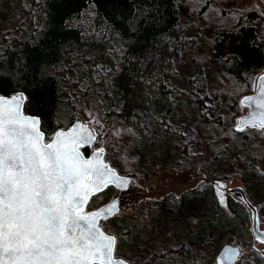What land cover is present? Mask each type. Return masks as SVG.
Wrapping results in <instances>:
<instances>
[{"label": "trees", "instance_id": "16d2710c", "mask_svg": "<svg viewBox=\"0 0 264 264\" xmlns=\"http://www.w3.org/2000/svg\"><path fill=\"white\" fill-rule=\"evenodd\" d=\"M8 1L17 22L0 27V95L24 91L25 111L41 117L46 134L70 126L87 107L112 129L134 130L128 151L137 159L130 164L146 180L156 167L184 168L199 159L208 177L225 164L227 172H240L249 192L264 187V176L253 171L264 157V134L255 127L235 129L239 101L264 70V16L258 9L238 12L215 31L207 65L179 80L178 59L190 43L186 19L228 0H205L206 7L191 9L187 0ZM86 13L94 16L95 34L86 35L81 26ZM215 75L226 76L231 86L215 85ZM226 135L241 136L250 149L238 150L242 143H229ZM119 154L116 149L105 159L131 176L117 162ZM207 190L201 198L195 188L179 198L148 201L136 217L102 220L118 237L115 256L132 264H199L200 256L188 255L210 248L215 255L226 229L243 228L236 208L244 206L231 199L235 216H227L214 190Z\"/></svg>", "mask_w": 264, "mask_h": 264}, {"label": "snow or ice", "instance_id": "6c2138e0", "mask_svg": "<svg viewBox=\"0 0 264 264\" xmlns=\"http://www.w3.org/2000/svg\"><path fill=\"white\" fill-rule=\"evenodd\" d=\"M260 80L259 95L239 101L250 108L254 103L258 111L239 119L264 134V75ZM27 99L24 91L0 95V264H132L114 256L118 237L102 223L120 211L121 197L102 207L90 203L110 185L126 190L137 183L105 159L103 121L86 109L87 122L46 134L41 117L25 111ZM235 129L244 130L241 123ZM126 131L135 135L132 128ZM98 138L99 146L92 147ZM218 195L223 204L224 194ZM240 254L225 247L229 261Z\"/></svg>", "mask_w": 264, "mask_h": 264}, {"label": "rangeland", "instance_id": "374dc122", "mask_svg": "<svg viewBox=\"0 0 264 264\" xmlns=\"http://www.w3.org/2000/svg\"><path fill=\"white\" fill-rule=\"evenodd\" d=\"M5 1L6 6H3L2 9H0V27H3L4 30L12 27V25L17 22L13 2L8 0ZM204 3L205 0H187V7L190 9L192 7L200 8L204 5ZM252 8L258 9L262 16H264V0H228L226 3L221 4V6L208 5V9L202 15H195L190 20L186 19L187 29L185 35L188 40H190V43L188 47L185 48V52L182 53L178 59L179 80L181 78H187L191 74L195 73V71L198 70V67L207 65L213 47L215 31L230 25L229 22L234 20L231 17L233 16L237 18L238 12ZM93 19L94 16L91 13L83 14L80 19L81 26L86 35L95 34V30L93 28L94 26L92 24ZM263 72L264 70L261 73ZM258 76H256L254 81L253 92L255 90L256 79ZM213 79L214 84H217V86L220 82L227 86H231V81H229L226 76L221 77L215 75ZM241 108L242 115L246 112V110L242 107V105ZM86 109L96 115V112L93 109L87 107L82 108L79 110L75 121L80 120L82 122H87L90 119ZM238 118L236 119V123ZM121 130L123 129H112L110 126L104 124L103 132L107 136L105 153L113 152V154H115L116 149L119 150L120 153L122 152L121 155L119 154L120 156L117 162L119 161V164L124 165L126 168L129 166L131 167L132 171L129 173H131V176L136 177L137 183L132 184L125 191H119L115 187H108L105 191L100 193V195L96 194L90 199V203L93 204L94 207H100L109 202L114 195L120 194L123 197L120 201V211L117 213L116 217L128 215L136 217L148 201H162L171 194L174 195L175 198H179L187 191L195 188L200 190L197 197L201 198L203 195L205 197V194L209 192L207 187L214 190L213 192L215 197L217 196L220 201V197L218 195L219 192L213 186V182H219L220 185H224L226 187L225 195L227 196L223 204L220 202L218 203L221 211L226 213L227 216H235L234 212L230 210L229 202H231V199L241 202V199L238 195L228 193L227 190L229 188L242 186L245 189L248 198L258 207L261 229H264V187L261 186L258 187L257 190L249 192L246 184H244L241 177H239L240 172H227V169L224 167L225 164L221 166L218 171L208 177L202 172L204 162L199 159L184 168L156 167L146 180L143 175L137 171V166L130 164L131 157L129 155L128 148L131 146L133 138L136 134L133 135L132 133H128L126 130ZM233 136L235 138L226 135L224 139H226L229 143L230 139L235 140V142H241L239 140L246 142L241 136ZM99 139L100 138H98L97 142H95L92 147L99 146ZM230 146L235 147L234 143ZM242 146V149L238 150H245L246 147H248V143L247 145L242 143ZM248 148L250 149V147ZM87 153L90 154V150H88ZM125 155L128 157L127 163L123 159V156ZM239 156H241V163L243 166H249V161L245 158L244 154H239ZM254 165L255 170L253 171H255L259 176H264V157ZM227 175H229V178ZM243 206L244 209L236 208L238 211V218H240L241 226L243 228L239 227V225H235L234 227H229L230 229H226L223 233L222 239L220 240V246L215 255H211V252L213 251L212 248H210L209 251L197 252V255L196 253L189 254L188 256L190 259L196 260L199 259L197 257L200 256L199 264H217L216 256L220 250L223 246L231 244L238 246L241 249V256L235 264H264V256L261 255V253H264V244L255 239L251 231V212L245 205ZM143 221H145V219ZM110 222H112V220H110ZM103 224L106 227L111 226V224L108 225V223L105 222ZM244 227H246L249 231L248 235L243 233L245 229Z\"/></svg>", "mask_w": 264, "mask_h": 264}, {"label": "water", "instance_id": "95a60500", "mask_svg": "<svg viewBox=\"0 0 264 264\" xmlns=\"http://www.w3.org/2000/svg\"><path fill=\"white\" fill-rule=\"evenodd\" d=\"M264 75V72L261 73L257 79H256V86H255V90L253 93L249 94V95H253V96H256V95H259V88H260V85H261V80H260V77ZM249 95H246V96H249ZM6 96V95H5ZM245 97V96H244ZM24 105H25V102H24ZM242 107L246 110V112L244 114H242L240 117H247L249 116L250 113L252 112H255V111H258V109L256 108L255 104L253 103V106L250 108L247 104H244L242 105ZM239 117V118H240ZM238 118V121L237 123H241L244 130L246 128H249V127H254L252 124H245L243 121H241L240 119ZM75 123V122H74ZM83 150V149H82ZM217 182H215L214 184H216ZM220 191H224L226 188L225 186H221L220 188ZM104 190V189H103ZM102 190V191H103ZM121 190V189H119ZM123 191V190H122ZM228 193L230 194H234V195H238L241 199V202L247 206V208L250 210L251 212V221H252V224H251V231L255 237V239L257 241H259L260 243H263L264 244V240L260 239V237H264V229H261V225H260V216H259V210H258V207L252 203V201L248 198L247 194H246V191L244 190V188L242 186H237V187H234V188H230L228 191ZM97 194V193H96ZM95 195V194H94ZM122 198L121 195H118ZM121 200V199H120ZM120 200H119V206H120ZM111 202V201H110ZM109 202V203H110ZM108 204V203H107ZM106 205V204H105ZM104 206V205H103ZM116 213H114L113 215H115ZM112 215V216H113ZM110 216V217H112ZM108 217V218H110ZM106 218V219H108ZM105 219V220H106ZM235 247V248H239L238 246H235V245H231V244H227L225 246H223V248L220 250V252L218 253V255L216 256V263L217 264H221V260L224 259V264H235V262L238 260V258L240 257L237 256V257H234L231 261H229L226 257H224V250H225V247ZM241 250V249H240ZM115 252V250H114ZM114 256H115V253H114Z\"/></svg>", "mask_w": 264, "mask_h": 264}, {"label": "flooded vegetation", "instance_id": "af4514ba", "mask_svg": "<svg viewBox=\"0 0 264 264\" xmlns=\"http://www.w3.org/2000/svg\"><path fill=\"white\" fill-rule=\"evenodd\" d=\"M223 194H224V192H223ZM224 197L226 198L227 196H225V194H224Z\"/></svg>", "mask_w": 264, "mask_h": 264}]
</instances>
